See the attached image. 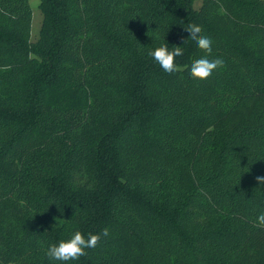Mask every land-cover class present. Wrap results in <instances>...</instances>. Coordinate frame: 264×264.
Returning <instances> with one entry per match:
<instances>
[{
  "label": "trees",
  "instance_id": "trees-1",
  "mask_svg": "<svg viewBox=\"0 0 264 264\" xmlns=\"http://www.w3.org/2000/svg\"><path fill=\"white\" fill-rule=\"evenodd\" d=\"M39 7L32 40L30 0H0V264H264V0ZM189 24L224 61L203 81ZM104 228L78 261L46 255Z\"/></svg>",
  "mask_w": 264,
  "mask_h": 264
},
{
  "label": "clouds",
  "instance_id": "clouds-1",
  "mask_svg": "<svg viewBox=\"0 0 264 264\" xmlns=\"http://www.w3.org/2000/svg\"><path fill=\"white\" fill-rule=\"evenodd\" d=\"M186 31L190 34L189 38L205 53L204 56L195 59L191 63L189 75L196 80H206L216 69L223 66L224 61L222 58L211 60L208 58L212 54L213 41L211 38L201 34L202 27L200 25L189 24ZM148 55L159 64L164 72L172 74L180 70L175 61L176 57L183 55V50L180 46H175L172 50H169L167 45L162 44L155 48L154 51H150ZM256 181L258 184L264 185V176H257ZM255 224L259 227H264V211L258 214ZM108 236V228H104L99 234L88 233L87 237L82 232L75 231L70 239L61 240L59 243L50 245L46 255L50 260L54 261H78L80 257L87 255V249L96 248L101 238Z\"/></svg>",
  "mask_w": 264,
  "mask_h": 264
},
{
  "label": "rangeland",
  "instance_id": "rangeland-1",
  "mask_svg": "<svg viewBox=\"0 0 264 264\" xmlns=\"http://www.w3.org/2000/svg\"><path fill=\"white\" fill-rule=\"evenodd\" d=\"M40 0H30L32 8V29L31 39L36 40L39 37V33L42 26L43 15L39 7Z\"/></svg>",
  "mask_w": 264,
  "mask_h": 264
}]
</instances>
